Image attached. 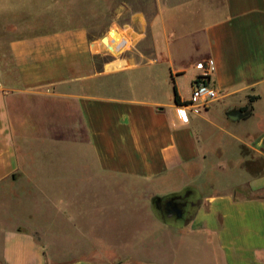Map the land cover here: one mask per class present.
Here are the masks:
<instances>
[{
	"label": "crops",
	"instance_id": "obj_1",
	"mask_svg": "<svg viewBox=\"0 0 264 264\" xmlns=\"http://www.w3.org/2000/svg\"><path fill=\"white\" fill-rule=\"evenodd\" d=\"M154 10L133 15L128 40L104 44L86 26L8 40L17 84L0 73V186L25 167L19 109L61 103L64 122L82 126L61 177L78 190H64L61 216L69 224L77 203L79 234L43 242L24 217L7 225L0 205V264H264V0H154ZM201 61L220 98L182 123L176 95L190 99ZM171 199L182 214L151 213Z\"/></svg>",
	"mask_w": 264,
	"mask_h": 264
},
{
	"label": "rangeland",
	"instance_id": "obj_2",
	"mask_svg": "<svg viewBox=\"0 0 264 264\" xmlns=\"http://www.w3.org/2000/svg\"><path fill=\"white\" fill-rule=\"evenodd\" d=\"M136 12H143L150 18L155 12L154 0H0L1 76L8 85L17 84L8 48L11 38L86 26L93 38L102 40L117 32L119 37L115 38L120 41L121 37L126 38L127 35L122 29L129 30ZM113 53L115 56L119 54ZM111 58L104 56L98 58L97 62L102 63L104 59ZM195 60L197 56L192 55L187 64ZM33 102L32 106L27 101L18 111V114L21 112L20 117L15 118L16 143L20 153L24 154L25 167L0 186V205L5 207L7 225L24 217V221L34 224L39 240H50L60 245L62 229L65 228L69 235L79 232V221L75 218L79 209L77 203H70L69 224L62 220L64 190L70 197L72 194L77 195L78 190L62 188L61 177L63 167L66 169L71 163L77 162V157L72 154H75L82 126L64 122L66 118L63 117L61 103L37 99ZM238 194L244 197L249 196L250 192L244 189ZM150 208L151 213L163 215L155 203ZM82 226L90 229L94 225ZM49 229L54 230V235L45 234ZM77 239V236H72L70 243L85 246L82 237L79 242ZM98 243L95 245L100 247ZM101 245L106 249L108 242L105 237Z\"/></svg>",
	"mask_w": 264,
	"mask_h": 264
},
{
	"label": "built area",
	"instance_id": "obj_3",
	"mask_svg": "<svg viewBox=\"0 0 264 264\" xmlns=\"http://www.w3.org/2000/svg\"><path fill=\"white\" fill-rule=\"evenodd\" d=\"M126 44L127 42L124 43L123 47L126 46ZM108 47L111 48V46ZM196 66L201 69L202 73L193 83L191 97L188 101L178 104L175 108L177 116L182 123L188 122L189 112L200 114L203 111H206L209 105L216 102L220 98V92L210 83L211 67L209 64L205 61H201L198 62Z\"/></svg>",
	"mask_w": 264,
	"mask_h": 264
},
{
	"label": "flooded vegetation",
	"instance_id": "obj_4",
	"mask_svg": "<svg viewBox=\"0 0 264 264\" xmlns=\"http://www.w3.org/2000/svg\"><path fill=\"white\" fill-rule=\"evenodd\" d=\"M156 205L162 212H174L176 215L182 214L185 207L183 200L181 201L179 199L158 201Z\"/></svg>",
	"mask_w": 264,
	"mask_h": 264
},
{
	"label": "trees",
	"instance_id": "obj_5",
	"mask_svg": "<svg viewBox=\"0 0 264 264\" xmlns=\"http://www.w3.org/2000/svg\"><path fill=\"white\" fill-rule=\"evenodd\" d=\"M176 102L177 104H181L180 97L178 95H176Z\"/></svg>",
	"mask_w": 264,
	"mask_h": 264
},
{
	"label": "water",
	"instance_id": "obj_6",
	"mask_svg": "<svg viewBox=\"0 0 264 264\" xmlns=\"http://www.w3.org/2000/svg\"><path fill=\"white\" fill-rule=\"evenodd\" d=\"M106 40V38H103V41H105ZM234 118H237V117H234Z\"/></svg>",
	"mask_w": 264,
	"mask_h": 264
}]
</instances>
